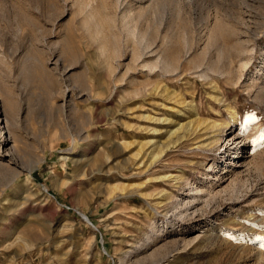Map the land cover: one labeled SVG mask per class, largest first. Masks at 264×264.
Instances as JSON below:
<instances>
[{
    "label": "rangeland",
    "instance_id": "1",
    "mask_svg": "<svg viewBox=\"0 0 264 264\" xmlns=\"http://www.w3.org/2000/svg\"><path fill=\"white\" fill-rule=\"evenodd\" d=\"M0 264H264V0H0Z\"/></svg>",
    "mask_w": 264,
    "mask_h": 264
},
{
    "label": "bare ground",
    "instance_id": "2",
    "mask_svg": "<svg viewBox=\"0 0 264 264\" xmlns=\"http://www.w3.org/2000/svg\"><path fill=\"white\" fill-rule=\"evenodd\" d=\"M231 120L232 121H236V119H235V117L234 116H231ZM182 125V124H181ZM180 128V127H179ZM196 129V128H195ZM204 129H206V128H204ZM162 130V129H161ZM215 130V129H214ZM196 131V130H195ZM207 132V131H206ZM197 133H199V132H197ZM201 134V133H200ZM200 136V135H199ZM183 137V136H182ZM182 137H180V138H182ZM231 140V139H230ZM208 143H211V142H208ZM201 144V143H200ZM202 145V144H201ZM204 145V144H203ZM202 145V146H203ZM207 145H210V144H207ZM206 146V145H205ZM197 193H199V192H197ZM202 194V193H201ZM200 195V194H199ZM84 218L87 220V221H89V218L86 216V215H84ZM262 260H263V258H262Z\"/></svg>",
    "mask_w": 264,
    "mask_h": 264
}]
</instances>
